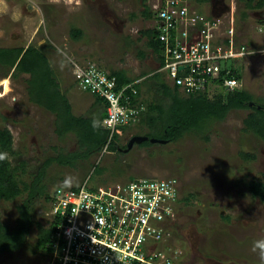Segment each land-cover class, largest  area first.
<instances>
[{
    "label": "rangeland",
    "instance_id": "obj_1",
    "mask_svg": "<svg viewBox=\"0 0 264 264\" xmlns=\"http://www.w3.org/2000/svg\"><path fill=\"white\" fill-rule=\"evenodd\" d=\"M258 1L210 0L196 3V8L211 17H231L237 44L253 51L235 61L237 85L264 98V2L256 7ZM249 2L253 7H248ZM143 7L142 0H0V47H39L72 113L94 116L99 105L78 86L75 63L92 62L108 71L124 69L131 78L156 69L158 60L146 49L147 38L139 35L151 26L145 19H137ZM134 27L139 30L136 34ZM74 29L80 30L76 38L71 36ZM140 48L146 50L144 58L137 56ZM12 71L0 65V128L12 133L18 154L9 155L8 161L14 165L25 160L26 172L18 173L17 178L29 184L46 158L73 151L78 145L72 133L58 136L55 116L29 101L25 81L29 75L13 76ZM227 91L231 88L212 85L205 93L213 99ZM152 98V92H144L140 100ZM248 113L249 109H231L224 118L205 123V130L186 133L174 142L154 141L158 144H133L119 153L99 152L74 166L52 162L45 168L42 183L50 194L55 186L75 187L86 179L88 188L131 179L171 181L177 198L190 193L193 197L187 205L174 203L175 221L173 226L167 225L173 228L175 249L169 264H262L256 245L264 242V202L251 196L247 183L264 181V139L243 129ZM143 129V125H127L118 143H128L134 132ZM25 196L23 192L14 200L0 201L4 224H14L16 207ZM32 203L35 219L43 221L48 208L44 194ZM35 233L31 228L22 249L1 254L0 264H43L44 252L34 246Z\"/></svg>",
    "mask_w": 264,
    "mask_h": 264
},
{
    "label": "built area",
    "instance_id": "obj_2",
    "mask_svg": "<svg viewBox=\"0 0 264 264\" xmlns=\"http://www.w3.org/2000/svg\"><path fill=\"white\" fill-rule=\"evenodd\" d=\"M192 3L145 1L155 14L145 19L151 24L146 29H154L161 46L162 64L158 62L154 72L186 94L208 91L212 85L239 88L231 68L253 51L237 44L231 17L208 16ZM81 66L75 63L78 86L106 104L102 126L109 130L108 143L123 127L137 124L145 106L136 98L133 83L118 87L111 71L92 62ZM106 153L107 144L100 155ZM172 183L134 180L88 188L86 179L75 188L58 186L44 212L52 233L43 264H169L175 249L167 225L175 221L177 199Z\"/></svg>",
    "mask_w": 264,
    "mask_h": 264
},
{
    "label": "trees",
    "instance_id": "obj_3",
    "mask_svg": "<svg viewBox=\"0 0 264 264\" xmlns=\"http://www.w3.org/2000/svg\"><path fill=\"white\" fill-rule=\"evenodd\" d=\"M145 1L142 0L144 7L137 19H151L155 15L145 7ZM209 1L195 0L198 5L206 4ZM263 2L264 0H259L255 6L260 7ZM248 7H253L250 2ZM201 12L205 14L203 10ZM79 35V29L71 31L73 38ZM139 35L147 38L146 49L150 50L162 64L161 46L156 40L157 34L154 29L140 30ZM137 54L139 58H144L146 50L140 48ZM0 65L12 68L13 76L22 73L29 75L25 79L29 101L55 116L54 125L58 136L72 133L78 145L77 149L73 151H59L54 156L46 158L28 184L17 178L18 173L26 172L25 160H19L14 165L8 161L9 155L18 154L14 147L13 135L6 127L0 128V154L5 155V159L0 160V201H11L23 192L26 193L25 199L16 207L17 216L14 224H4L0 219V255L6 252H16L25 247L31 228H35L34 246L37 250L43 251L45 256L46 252L50 251L47 246L50 244L52 227L46 217L41 222L35 219V207L32 202L39 194H44L45 201L49 202L53 190L62 186H55L51 193L47 194V187L45 183H42L45 168L52 162L59 166H74L78 161L87 160L91 155L101 152L106 144L108 151L119 153L123 148H126L127 143H118L119 135L115 133L107 143L109 130L102 126V119L107 115L106 104L97 95L91 93L101 105L94 116H76L72 113L71 104L61 92L54 70L45 52L39 47L33 45L0 47ZM236 68H231V73L235 77H237ZM111 72L116 77L118 87L133 83V87L137 90L136 98L141 97L144 92L153 94L151 100H147V102L141 100L142 102H140L146 110L142 112L139 122L133 126L143 125L144 129L134 132V135H146L148 139L134 143L137 146L158 144L151 142L150 138L174 142L186 133L205 130L207 126L204 125L205 123L211 119L224 118L231 109H249V113L243 119V129L264 139V98L254 97L247 90L234 88L227 91L225 95L218 93L215 98L209 99L205 92L182 95L176 86L168 85L165 81L166 76L159 72H154L139 81H136V77L131 78L124 69ZM146 74H142V76ZM221 74L223 75L224 71ZM129 90L130 87L126 89L125 94H128ZM122 131H126L125 127L122 128ZM205 138L207 139V136ZM245 155L246 153H241V156ZM247 189L252 197L264 202V181L252 179L247 183ZM191 197H193L192 193L178 196L176 203L182 202L187 205ZM170 229L174 233L173 228Z\"/></svg>",
    "mask_w": 264,
    "mask_h": 264
},
{
    "label": "clouds",
    "instance_id": "obj_4",
    "mask_svg": "<svg viewBox=\"0 0 264 264\" xmlns=\"http://www.w3.org/2000/svg\"><path fill=\"white\" fill-rule=\"evenodd\" d=\"M151 73V74H150ZM149 74L150 75H152V73H154V71H151ZM166 79L167 78H165V81H166ZM167 81H168V79H167ZM172 86V85H171ZM180 91V90H179ZM181 93H182V95H185L186 93H183L182 91H180ZM95 126V125H94ZM118 135V134H117ZM119 136H121V135H119ZM158 140V139H157ZM127 141H128V139H127ZM165 141V140H164ZM3 159H5V155H3V154H0V160H3ZM65 183H67V181H65ZM256 248H258L259 249V254H260V259H261V262H262V264H264V242H261V243H258L257 245H256Z\"/></svg>",
    "mask_w": 264,
    "mask_h": 264
},
{
    "label": "water",
    "instance_id": "obj_5",
    "mask_svg": "<svg viewBox=\"0 0 264 264\" xmlns=\"http://www.w3.org/2000/svg\"><path fill=\"white\" fill-rule=\"evenodd\" d=\"M147 139H148V137H147L146 135H137V136L132 137V138L128 141V143H127V148H126V150H127L129 147H131L134 143H140V142H142V141H144V140H147ZM150 141H151V142H154V141L162 142V141H164V140H157V139H155V138H150Z\"/></svg>",
    "mask_w": 264,
    "mask_h": 264
},
{
    "label": "crops",
    "instance_id": "obj_6",
    "mask_svg": "<svg viewBox=\"0 0 264 264\" xmlns=\"http://www.w3.org/2000/svg\"><path fill=\"white\" fill-rule=\"evenodd\" d=\"M154 69H155V68H151V70H150V71H154ZM138 74H139V73H138ZM94 104H97V105H99V106H98V108L96 107V108H97V110H98V109L100 108V106H101V105H100V103H98L96 100H95ZM94 104H92V105H91V108H94V107H95V106H94ZM97 110H96V111H97Z\"/></svg>",
    "mask_w": 264,
    "mask_h": 264
},
{
    "label": "bare ground",
    "instance_id": "obj_7",
    "mask_svg": "<svg viewBox=\"0 0 264 264\" xmlns=\"http://www.w3.org/2000/svg\"><path fill=\"white\" fill-rule=\"evenodd\" d=\"M7 79H8V78H7ZM0 82H1V81H0ZM5 83H7L6 80H5ZM5 88L7 89V84L5 85ZM1 93H2V92H1ZM4 93H5V92H4ZM5 94H6V93H5ZM0 97H1V96H0Z\"/></svg>",
    "mask_w": 264,
    "mask_h": 264
},
{
    "label": "flooded vegetation",
    "instance_id": "obj_8",
    "mask_svg": "<svg viewBox=\"0 0 264 264\" xmlns=\"http://www.w3.org/2000/svg\"><path fill=\"white\" fill-rule=\"evenodd\" d=\"M126 150V149H125Z\"/></svg>",
    "mask_w": 264,
    "mask_h": 264
}]
</instances>
